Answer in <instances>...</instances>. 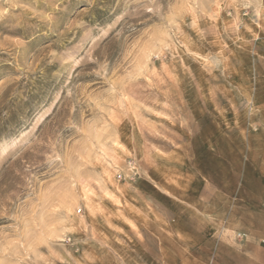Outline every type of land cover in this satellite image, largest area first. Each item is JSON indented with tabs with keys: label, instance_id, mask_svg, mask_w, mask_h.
Listing matches in <instances>:
<instances>
[{
	"label": "rangeland",
	"instance_id": "rangeland-1",
	"mask_svg": "<svg viewBox=\"0 0 264 264\" xmlns=\"http://www.w3.org/2000/svg\"><path fill=\"white\" fill-rule=\"evenodd\" d=\"M258 247L264 0H0V264Z\"/></svg>",
	"mask_w": 264,
	"mask_h": 264
},
{
	"label": "crops",
	"instance_id": "crops-1",
	"mask_svg": "<svg viewBox=\"0 0 264 264\" xmlns=\"http://www.w3.org/2000/svg\"><path fill=\"white\" fill-rule=\"evenodd\" d=\"M246 248V250H247V253H248V256H249V253H250V251H249V247L248 246H246L245 247ZM259 253H261V252H263V254H264V247L263 248H260V247H258L257 249H256ZM253 256V255H252ZM248 259H249V257H248ZM247 264H264V258L263 259H252V260H248L247 261Z\"/></svg>",
	"mask_w": 264,
	"mask_h": 264
}]
</instances>
